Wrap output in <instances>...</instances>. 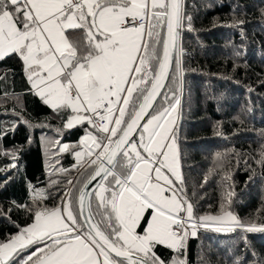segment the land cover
Segmentation results:
<instances>
[{
	"label": "snow or ice",
	"instance_id": "obj_1",
	"mask_svg": "<svg viewBox=\"0 0 264 264\" xmlns=\"http://www.w3.org/2000/svg\"><path fill=\"white\" fill-rule=\"evenodd\" d=\"M184 30L195 31L184 0H0V64L19 59L29 91L61 121L58 135L83 130L76 144L42 137L50 176L70 172L57 167L64 154L78 175L65 177L51 208L52 193L31 184L30 204L0 206V219L18 229L0 239V264H189L199 229L238 235L246 254L232 264H264L246 236L264 233V221L230 210L232 185L217 214L197 215L185 191L176 134ZM10 75L0 68V84ZM17 117L7 128L0 121V141L30 123ZM24 150L0 145V186L14 180ZM258 163L264 169V150ZM60 183L50 178L52 188ZM19 210L31 223L11 221Z\"/></svg>",
	"mask_w": 264,
	"mask_h": 264
},
{
	"label": "trees",
	"instance_id": "obj_2",
	"mask_svg": "<svg viewBox=\"0 0 264 264\" xmlns=\"http://www.w3.org/2000/svg\"><path fill=\"white\" fill-rule=\"evenodd\" d=\"M184 3L195 29L181 33L185 72L176 134L185 191L196 205L197 215L217 214L228 185H232L235 195L230 210L242 219L264 221V169L258 163L264 150V0ZM233 18L245 23L231 27ZM0 68L15 70L14 76L0 84V121L10 127L21 113L30 122L19 124L0 141L9 150L14 146L25 149L14 180L0 186V206L7 210L13 201L30 204L31 184L52 193L45 201L51 208L59 202L53 197L66 186L65 177L75 179L78 174L72 168L74 157L64 154L57 167L70 172L50 176L42 137L76 144L83 130L66 129L58 135L61 121L29 91L19 59H9ZM6 162L0 160V164ZM226 175L231 179L226 180ZM50 178L61 181L58 188L50 186ZM11 221L21 226L31 223L23 210L13 211ZM17 230L9 219H0V239ZM246 236L251 251L264 255V233ZM161 254L169 256L163 249ZM242 254H246L245 248L236 233L199 229L198 238L189 240L187 258L189 264H201L202 258L206 264H232ZM251 259L258 260L259 255Z\"/></svg>",
	"mask_w": 264,
	"mask_h": 264
},
{
	"label": "water",
	"instance_id": "obj_3",
	"mask_svg": "<svg viewBox=\"0 0 264 264\" xmlns=\"http://www.w3.org/2000/svg\"><path fill=\"white\" fill-rule=\"evenodd\" d=\"M95 187V182H93V185H90L89 190H92Z\"/></svg>",
	"mask_w": 264,
	"mask_h": 264
},
{
	"label": "clouds",
	"instance_id": "obj_4",
	"mask_svg": "<svg viewBox=\"0 0 264 264\" xmlns=\"http://www.w3.org/2000/svg\"><path fill=\"white\" fill-rule=\"evenodd\" d=\"M83 135V134H82Z\"/></svg>",
	"mask_w": 264,
	"mask_h": 264
}]
</instances>
